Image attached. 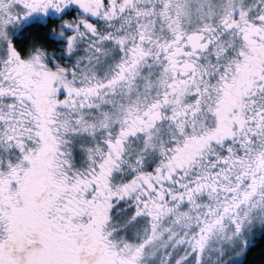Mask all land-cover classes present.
Wrapping results in <instances>:
<instances>
[{"label": "snow or ice", "instance_id": "obj_1", "mask_svg": "<svg viewBox=\"0 0 264 264\" xmlns=\"http://www.w3.org/2000/svg\"><path fill=\"white\" fill-rule=\"evenodd\" d=\"M0 264H264V0H0Z\"/></svg>", "mask_w": 264, "mask_h": 264}]
</instances>
